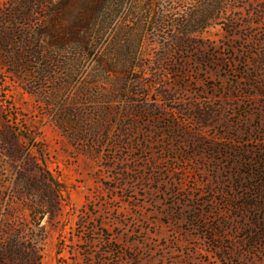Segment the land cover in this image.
I'll list each match as a JSON object with an SVG mask.
<instances>
[{"label":"rangeland","instance_id":"1","mask_svg":"<svg viewBox=\"0 0 264 264\" xmlns=\"http://www.w3.org/2000/svg\"><path fill=\"white\" fill-rule=\"evenodd\" d=\"M21 1L0 0V264H35L11 245L38 264H264V0H224L183 46L136 0L156 35L97 85L82 57L38 79L50 60L7 45ZM48 1L70 26L96 0Z\"/></svg>","mask_w":264,"mask_h":264},{"label":"trees","instance_id":"2","mask_svg":"<svg viewBox=\"0 0 264 264\" xmlns=\"http://www.w3.org/2000/svg\"><path fill=\"white\" fill-rule=\"evenodd\" d=\"M171 2L172 0H160L158 21L166 24L172 18L176 22L181 30L177 34L179 46L192 44L201 30L217 24L223 13L224 0H192L182 15L173 18L164 13L173 8ZM136 4V0H96L87 18L82 17L76 25L65 26L61 15L48 14V11L61 12V5L50 7L52 4L48 0H22L19 5L22 11L13 19L16 30L6 34V43L17 47L18 52H23L31 63L38 65L42 57L50 60L48 64L36 66L38 79L47 76L50 78L54 72L53 63L60 62L62 58H66L61 62L63 65L68 66L70 61L72 69L80 68L82 57L92 65L88 80L97 85L103 76L118 69V66L115 67L116 60H119L116 62L119 65L120 60L126 58L127 62H131L132 68L140 60L139 53L144 42L156 35L137 32L132 22L137 13ZM143 4L144 14L148 17L152 3L145 1ZM31 11L47 13V24L36 23V18L30 15ZM69 53L71 57L68 56ZM36 84L30 82L28 90L35 91ZM51 193L54 194L55 190ZM9 251L22 262L39 263L40 255L33 248L27 251L20 246L11 245Z\"/></svg>","mask_w":264,"mask_h":264}]
</instances>
